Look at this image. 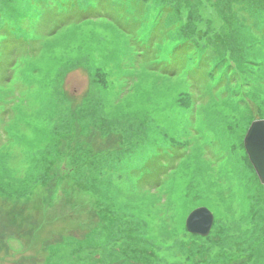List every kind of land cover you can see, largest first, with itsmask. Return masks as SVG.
<instances>
[{
  "label": "rangeland",
  "instance_id": "obj_1",
  "mask_svg": "<svg viewBox=\"0 0 264 264\" xmlns=\"http://www.w3.org/2000/svg\"><path fill=\"white\" fill-rule=\"evenodd\" d=\"M67 1L0 0L17 39L0 48V264H264L242 147L264 120V0H121L117 23ZM185 40L196 62L170 76ZM198 208L205 237L185 229Z\"/></svg>",
  "mask_w": 264,
  "mask_h": 264
},
{
  "label": "trees",
  "instance_id": "obj_2",
  "mask_svg": "<svg viewBox=\"0 0 264 264\" xmlns=\"http://www.w3.org/2000/svg\"><path fill=\"white\" fill-rule=\"evenodd\" d=\"M100 1V0H99ZM134 0H132L131 2H133ZM68 2V1H67ZM95 2V3H94ZM104 2H105V4H106V8H103V7H101L100 9H97V5H96V1L95 0H93L92 2H88L89 4H88V8L86 9H84L83 11H77V10H75V2H73L72 0H71V2L69 1L68 3H69V8H70V11L72 12V14L76 17V18H78L79 20H82V21H84L85 19H83L84 18V16L87 14V13H89V12H100V13H97V14H95V16L94 17H96V18H99V19H101V18H104V19H108L109 21H111V22H114V23H117L118 22V19H117V17H120V18H122L123 16H124V13L126 12V11H124L123 10V8H122V3H123V1H121V0H117V1H115V0H104ZM67 3V4H68ZM66 4V3H65ZM165 6V5H164ZM163 8V7H162ZM165 8L168 10V11H166V13L168 14V13H170V9L168 8V6H165ZM164 8V9H165ZM165 9V10H166ZM59 15H60V18L61 17H66V15L64 14L63 15V13L61 12V11H59ZM166 16V15H165ZM89 18H91V17H89ZM88 18H86V20H87ZM156 29L157 31H160V27L159 26H157V24L155 25V26H153V28L152 29ZM4 29H6L5 27H4ZM151 29V30H152ZM1 33V36H0V48L2 49V50H4V53H6L5 51H9V47H11L10 45H7L6 43L8 42V41H10V40H17V39H15L14 38V35L10 32V31H6V30H4V31H2V32H0ZM184 33V32H183ZM185 33H187V34H189L190 35V33L188 32V31H185ZM159 33L157 32V35H158ZM186 34V35H187ZM156 35V34H155ZM185 39V38H184ZM186 39H188V37H186ZM155 39L154 38H149L147 41H146V43H147V45L149 44L150 45V43L152 42V41H154ZM157 41L159 40V39H156ZM156 41V42H157ZM195 45L194 44H192V43H190V42H188V41H182L181 43H179L178 45H174V47L172 48V53H171V56H170V60L171 61H168L167 63H166V65H164V69H163V71L164 72H167V73H169V74H171L170 76H175V75H178L179 74V71H183V69H185V67L186 68H188V65H189V63L190 62H196L195 61V59H194V57H193V54H194V50H195V47H194ZM201 48V47H200ZM3 52V51H2ZM202 52H203V56H202V58L201 59H199L197 62L199 63V62H202V59H204L206 62V64H205V66L207 67L208 66V59H205V52L203 51V48H202ZM187 55H190L191 57L190 58H188L187 59V61H186V58H185V56H187ZM160 63H156V64H154L155 66H157V65H159ZM205 66H204V68H205ZM189 68H191V67H189ZM197 70V71H196ZM196 70H193V71H190V72H188L187 74L188 75H190V76H192V75H194V76H196V75H198L199 74V69H196ZM195 73H198V74H195ZM199 76H201V74L199 75ZM261 114V113H260ZM252 121H250L249 123H248V126L250 125V123H251ZM248 128V127H247ZM247 128L245 129V132H246V130H247ZM244 158H245V160H246V163H247V166H248V168L251 170V173H252V176H253V178L255 179V181H256V185L257 186H260L261 184L258 182V180H257V178H256V176H255V174H254V172H253V169H252V167H251V165L249 164V162H248V160H247V157H246V155H245V153H244ZM262 186V185H261ZM257 188V187H256ZM258 189V188H257ZM255 195H256V189H255ZM262 220V219H261ZM262 223H264V217H263V220L261 221ZM134 238H136V237H134ZM134 241V240H133ZM155 259H156V261H153V264H163L161 261H159V260H161L160 258H158V257H154ZM158 258V259H157Z\"/></svg>",
  "mask_w": 264,
  "mask_h": 264
},
{
  "label": "water",
  "instance_id": "obj_3",
  "mask_svg": "<svg viewBox=\"0 0 264 264\" xmlns=\"http://www.w3.org/2000/svg\"><path fill=\"white\" fill-rule=\"evenodd\" d=\"M242 147L253 172L261 185H264V120H254L248 126ZM212 225V215L204 208L192 211L185 220L188 233L205 237Z\"/></svg>",
  "mask_w": 264,
  "mask_h": 264
}]
</instances>
